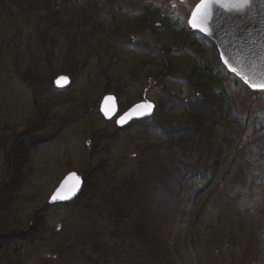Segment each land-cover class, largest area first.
<instances>
[{
  "label": "rangeland",
  "instance_id": "374dc122",
  "mask_svg": "<svg viewBox=\"0 0 264 264\" xmlns=\"http://www.w3.org/2000/svg\"><path fill=\"white\" fill-rule=\"evenodd\" d=\"M199 2L111 0L109 7L102 10L106 20L120 23L133 22L143 8L158 11L164 25L157 21L153 26L158 29L148 28L140 34H128L124 25L120 33L112 28L107 32L102 29L92 32L89 25L86 29L71 24L65 29H54L57 45L50 59L55 72L64 74L62 70L77 66L74 60L78 71L67 89L51 93V83L38 89L39 104L34 103L33 89L20 78V73L29 69L43 71L45 77L53 76L47 66L48 58L39 45L37 24L16 14L5 17L0 26V191L6 182L7 166L15 170L20 167L9 153L11 143L14 149V145H19L18 140L31 138L32 141L26 142L31 148L27 151L29 168L22 172L26 183L16 195L8 220L27 224L38 211L45 212V219L41 216L44 222L36 228L35 242L26 241L2 250L0 264H97L98 261L125 264L127 252L133 254L136 244L125 246L121 239L114 238L106 209L97 202L104 191V182L101 189L88 190L89 195L95 197V203L88 199L87 203L83 200L73 205H50V196L72 171L82 175L86 183L107 163L109 189L132 172L148 168L149 164L144 161L148 155L180 158V135L170 134V129L180 128L185 122L184 113L190 109L187 105L197 96L190 76L192 68L208 64L203 55L200 58L203 52L211 60L218 58L215 72L224 80L233 110L229 113L224 108L216 130L209 134L211 145L199 148L196 159L191 161L196 169L201 167L205 172H197L192 183L187 182L182 187L181 193L180 185L174 183L178 182V176L168 180L172 184L168 188L166 182L159 181L156 176L159 170L154 166L151 177L145 174L157 188L156 195L162 197L155 221L157 234L161 235L156 237V242L162 248L169 246L171 253H176L175 246L181 249L187 242V248L180 254V262L186 259L184 264H259L254 226L237 225L242 239L237 244L230 237L232 232L226 223L236 220L238 213L244 215L242 210H237L230 194L243 179L245 160L250 156L257 169L264 162L263 153H258V149L250 151L258 145L248 146L256 138V135L252 137L254 123H264V90H250L222 65L211 40L187 31L191 13ZM75 17L81 19L79 15ZM194 42L202 50L204 45L207 52L194 47ZM142 60H146L145 65L139 64ZM162 64L169 66L172 70L168 72L172 74L163 76L164 71H159ZM53 95L63 98L56 100ZM108 95L118 100L116 118L144 98L155 103V116L142 124L120 128L116 118L106 120L100 113L102 101ZM56 116L62 117L58 120L60 123L56 121L54 126L49 123L51 127L42 131L46 123L39 124L40 119ZM248 119L250 126L246 128L243 124ZM23 132L27 133L23 135ZM13 138H17L16 142ZM239 140L242 146L236 148ZM234 151L237 153L231 156ZM261 170L264 171V164ZM162 174L166 178V174ZM190 189L196 192L188 202L186 194H193ZM246 203L255 210L250 213L256 222L260 214L264 215V186L241 202ZM104 222L109 228L108 237L91 234L98 233L97 228ZM95 246L99 248L93 253ZM163 260L164 256L152 264H164Z\"/></svg>",
  "mask_w": 264,
  "mask_h": 264
},
{
  "label": "trees",
  "instance_id": "16d2710c",
  "mask_svg": "<svg viewBox=\"0 0 264 264\" xmlns=\"http://www.w3.org/2000/svg\"><path fill=\"white\" fill-rule=\"evenodd\" d=\"M110 4L111 0H0V26L3 24L5 17H15V14L18 17L32 19L37 24V30L39 31L38 37L40 39L39 45L48 58L47 66L52 71L53 76L45 77L46 74H44L43 71L36 72L34 69H29L26 72L20 73V78L31 89H33L35 93L33 94L34 103H40L39 99L36 98V91L46 83H51V93L56 91L54 88V79L58 74L55 72V67L52 66L50 59L53 50L57 45V38L53 33L54 29H65L69 27L70 24L75 25V27L86 29V25H89V29L92 32L98 29L107 32L109 28H112V30L120 33L122 32L121 25H124L127 28L128 34H140L148 28L154 30L158 29L153 26L157 21H160L161 24L164 25V21H162V18L158 15V11H153L150 8H143L141 15L136 17L133 22L120 23L118 21L115 22L114 20H106L101 12L104 8L109 7ZM77 15L81 17L80 20H77L75 17ZM174 36L177 37V35ZM193 46L198 50L201 48L196 42H194ZM48 48H50V50H47ZM203 50L206 51L204 45ZM202 55L208 64L200 65L201 67L195 66L191 69L192 75L190 76L192 88L194 91L196 90L197 96L194 97L191 104L187 105L190 106V109L186 110L184 113L183 117L185 122L180 125V128L170 129V134L174 133L176 136L180 135V143L178 144L180 145V158L178 156H172L168 159V157L160 158L156 155H148L147 158H143L144 161L149 164L148 168L146 167L145 169L143 168L139 171L132 172L126 178H123L124 180L119 184L114 183L117 185L112 186L109 189L106 180L108 177L107 173L109 166L105 163L100 167V172L98 174L95 175L94 172V174L90 176L87 180L88 182L85 183V187L76 200L69 203L71 205L78 204L83 200L87 203L88 199L93 202L96 201L95 197L90 196L89 194L90 192H94L93 189H101L100 185L104 182V191L101 193L97 202L101 208L106 209L105 214L107 216V223L108 225H110V222L112 223L113 228L111 229L115 233L113 234L114 238H118V241L121 239L122 244L125 246H129L130 243L136 244V248L132 251L133 254L127 252L125 264H152V261L157 258L161 259L162 256H164V264H184L186 261V259H184V262H180V254L181 251H183L182 249L187 248V242L183 243L181 249L175 246L174 250L176 253L169 252V246L165 245L164 248H162L156 242V237L161 235L157 234L155 221L161 208L160 202L162 197L160 194L156 195L158 190L153 186L152 182H150L149 177L153 174L152 167L154 166L155 170H159V173L156 175L159 177V181L166 182V187L171 188L172 184L168 180L172 177L178 176V182L174 183L180 185L179 189L181 193L184 190H182V187L184 188L187 182L192 183L193 176L197 172H205L201 167L196 169L191 161L196 159V156L199 154V148H204L205 144L211 145L209 134L216 130L220 118H222L224 114V108H227L229 113L233 110L230 109L232 106L231 104L233 103L230 104L229 100L232 98L224 85V80L215 72V66H218V64H216L218 58L216 57L215 60H211L210 57L208 58V54H204V52L201 53L200 58ZM146 60L140 61L139 64L145 65ZM74 63L78 66L75 60ZM77 66L62 70L61 73L67 74L73 79L75 73L78 71L76 68ZM171 70L172 69L169 68V66L166 67L164 64L159 68V71H164L163 76L168 73L172 74V72H168ZM130 74L135 78L134 71H131ZM154 75L155 77H158L156 72H154ZM150 77H152V75ZM53 96L56 100L63 98L60 96ZM47 118L49 119H40L39 124H42L43 122L46 123V126L42 128V131L51 127L48 125L49 123H52L54 126L62 117L56 116L53 118ZM144 122L145 121L133 122L132 125H138ZM245 123L243 126H246V128L250 126L249 119ZM260 123L261 124L254 123L255 132L252 137H255L256 135V138L254 141L250 142L248 146L258 145L256 148L252 147L250 151L252 153L254 150L258 149V153H263L262 157L264 158V123H262V121ZM40 127L41 126H39L38 129H40ZM25 133L27 132H23V135ZM13 140L16 142L17 138H13ZM30 140L31 138L27 136L23 140H18L17 143L19 145H16V147L14 145V149L13 142L11 143L12 147L11 152L9 151V153H12V159H14L15 165L20 167L18 170H15L12 167L7 166L6 182H3L4 186L0 191V252L8 247H16L18 243H25L26 241L35 242L33 239L37 235L34 234L36 228H40V225L44 222L41 217L45 216V212L43 211H41V213L38 211L39 214L37 213L35 218L27 224L8 220L9 210L15 203L16 195L26 183V176L22 172L24 168H29L28 152H30L31 148H28L26 142ZM107 142L112 141L107 140ZM237 145L236 148L242 146L240 140ZM236 153L237 151H234L231 156ZM263 164L264 162L261 163V165ZM157 165L160 166L158 167ZM176 165L179 166V168L176 167ZM261 165L257 169L255 160H252L250 156L245 160L243 179L237 184L238 186L236 185L234 189L235 192L233 191L234 193L230 194V198L235 207L237 210H242L241 212L244 215L238 213V218L236 220L228 221L226 224L227 228L232 232L230 237L237 244L242 242L239 234L240 231L236 229L237 225L249 224L250 227L254 226V231H257L256 248L258 262L259 264H264V215L260 214L259 219L254 222L251 213L253 214L255 210H251L248 203L244 205L241 204L242 201L249 199L252 194H255L260 186H264V171L261 170ZM162 172L166 174V178H164ZM145 174L149 176L148 179ZM89 188L90 192L88 193ZM190 190H192L191 193L193 192V194H186L188 202L193 198V195L196 192L195 189ZM63 205L66 206L68 204ZM104 223L105 224H100V227L97 228L98 233L91 234L108 237L107 230L109 228L105 227L106 222ZM19 227L24 230L20 232ZM101 231H103L104 234H100ZM38 234H40V231H38ZM174 243H176L175 239ZM178 245H180L179 242ZM99 247H101V244ZM99 247L95 246L92 250L93 253L97 252ZM216 251H219V249ZM175 259L176 261L174 262L173 260ZM101 262L102 261H98L97 264H101Z\"/></svg>",
  "mask_w": 264,
  "mask_h": 264
},
{
  "label": "water",
  "instance_id": "95a60500",
  "mask_svg": "<svg viewBox=\"0 0 264 264\" xmlns=\"http://www.w3.org/2000/svg\"><path fill=\"white\" fill-rule=\"evenodd\" d=\"M200 4L201 1L197 5ZM241 7L242 12L235 11ZM194 11L190 19V29L199 30L215 41L221 61L229 72L237 75L251 89L264 90L261 87L264 85V0H250L246 6L241 5L239 0H207L193 21ZM146 104L154 106L150 102L135 104L121 116L125 117V122L118 123V126L122 128L132 121L151 117L155 106L153 109L139 107ZM101 111L106 119L113 118L118 112L116 97L106 96L101 104ZM83 186L82 177L76 172H70L54 193L59 190L60 196L65 198L56 201L50 199L49 204L74 201Z\"/></svg>",
  "mask_w": 264,
  "mask_h": 264
},
{
  "label": "snow or ice",
  "instance_id": "6c2138e0",
  "mask_svg": "<svg viewBox=\"0 0 264 264\" xmlns=\"http://www.w3.org/2000/svg\"><path fill=\"white\" fill-rule=\"evenodd\" d=\"M239 2L241 3V5L246 6V5H248L250 3V0H239ZM205 3H207V0H201V4L197 5L196 10L193 13V18H192L193 21L196 18V14L201 11V9L204 7ZM235 11L242 12L243 11V7L239 8V9H235ZM193 27H195L194 23H193ZM55 83H56L57 86L62 87V86L66 85L68 83V77L61 76L55 81ZM261 87L264 88V85H261ZM139 107H143V108H147V109H153L154 108V106L151 105V104L140 105ZM126 115H129V114H126ZM124 122H125V117H121V120L118 123L123 124ZM73 175H75V174H73ZM63 198H65V197H61L60 196L59 190H58V192L56 194H54L51 197L52 201H56L57 199H63Z\"/></svg>",
  "mask_w": 264,
  "mask_h": 264
}]
</instances>
